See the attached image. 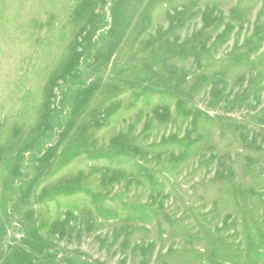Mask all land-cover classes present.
Returning <instances> with one entry per match:
<instances>
[{
	"label": "rangeland",
	"instance_id": "rangeland-1",
	"mask_svg": "<svg viewBox=\"0 0 264 264\" xmlns=\"http://www.w3.org/2000/svg\"><path fill=\"white\" fill-rule=\"evenodd\" d=\"M62 7L0 120V264H264V0Z\"/></svg>",
	"mask_w": 264,
	"mask_h": 264
},
{
	"label": "crops",
	"instance_id": "crops-1",
	"mask_svg": "<svg viewBox=\"0 0 264 264\" xmlns=\"http://www.w3.org/2000/svg\"><path fill=\"white\" fill-rule=\"evenodd\" d=\"M62 6L63 0H0V120L15 117L22 86L29 98L35 91L38 42L58 26Z\"/></svg>",
	"mask_w": 264,
	"mask_h": 264
}]
</instances>
